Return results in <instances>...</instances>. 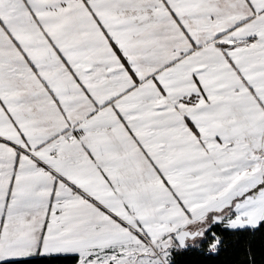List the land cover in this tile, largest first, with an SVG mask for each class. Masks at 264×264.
<instances>
[{
	"label": "snow or ice",
	"instance_id": "1",
	"mask_svg": "<svg viewBox=\"0 0 264 264\" xmlns=\"http://www.w3.org/2000/svg\"><path fill=\"white\" fill-rule=\"evenodd\" d=\"M0 264H264V0H0Z\"/></svg>",
	"mask_w": 264,
	"mask_h": 264
}]
</instances>
